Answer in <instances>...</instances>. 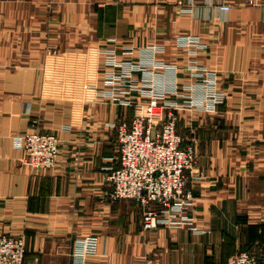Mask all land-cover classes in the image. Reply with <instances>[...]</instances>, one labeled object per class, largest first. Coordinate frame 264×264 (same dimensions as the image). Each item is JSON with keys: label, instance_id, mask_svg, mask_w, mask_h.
Masks as SVG:
<instances>
[{"label": "crops", "instance_id": "crops-1", "mask_svg": "<svg viewBox=\"0 0 264 264\" xmlns=\"http://www.w3.org/2000/svg\"><path fill=\"white\" fill-rule=\"evenodd\" d=\"M72 1L92 8L74 16L69 46L31 63L24 88L0 90V235H23L32 264H230L239 251L264 264V0L61 5ZM114 52L122 67L107 65ZM213 77L225 97L216 109L201 91ZM150 89L195 105L178 129L197 154L186 222L152 230L136 201L112 200L109 181L120 166L113 125L135 114L123 102L146 104ZM34 129L59 138L55 168L24 163L20 140ZM89 238L98 253L83 259Z\"/></svg>", "mask_w": 264, "mask_h": 264}, {"label": "built area", "instance_id": "built-area-1", "mask_svg": "<svg viewBox=\"0 0 264 264\" xmlns=\"http://www.w3.org/2000/svg\"><path fill=\"white\" fill-rule=\"evenodd\" d=\"M222 9L228 11L230 7L222 6ZM107 65L115 68L122 67L123 63L117 60L114 52L107 57ZM122 70L127 72L125 68ZM119 78L113 69L109 70L111 82ZM216 84V77H213L200 89L210 109H216L225 100ZM172 92L150 89L146 104L124 101L123 104L135 107V114L131 120L113 125L118 134L120 166L109 175L113 185L111 198L136 201L143 210V223L148 230L159 224L179 226L185 223L186 220L180 219L181 213L193 200L187 183L189 173L196 167L197 154L193 145L183 144L178 112L195 108V105L180 106L168 101L167 93ZM112 95L116 97L115 93ZM20 146L25 152V164L35 169L56 167L60 154V140L56 135L34 129L20 140ZM98 248V241L89 238L81 257L96 255ZM26 256L23 235H0V264H32ZM146 264L154 263L149 260ZM230 264H262V261L259 253L239 251L230 258Z\"/></svg>", "mask_w": 264, "mask_h": 264}, {"label": "rangeland", "instance_id": "rangeland-1", "mask_svg": "<svg viewBox=\"0 0 264 264\" xmlns=\"http://www.w3.org/2000/svg\"><path fill=\"white\" fill-rule=\"evenodd\" d=\"M8 3L0 6V90H5L7 95L25 87L31 63L43 58L46 64L47 57L54 56L62 44L69 46L71 38H65V33L79 26L74 16L78 10L89 12L92 8L91 3L78 7L74 1L72 5H61L62 0H10ZM149 260L162 264L155 258Z\"/></svg>", "mask_w": 264, "mask_h": 264}]
</instances>
